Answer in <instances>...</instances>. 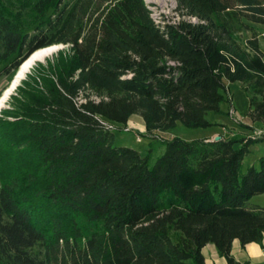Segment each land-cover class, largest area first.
I'll return each instance as SVG.
<instances>
[{
	"label": "trees",
	"instance_id": "1",
	"mask_svg": "<svg viewBox=\"0 0 264 264\" xmlns=\"http://www.w3.org/2000/svg\"><path fill=\"white\" fill-rule=\"evenodd\" d=\"M175 1L157 23L145 0H0V74L68 45L1 109L0 264H205L207 242L247 264L233 240L262 242L264 155L243 161L264 137L115 143L134 113L149 133L220 124L233 81L264 126V0Z\"/></svg>",
	"mask_w": 264,
	"mask_h": 264
},
{
	"label": "rangeland",
	"instance_id": "2",
	"mask_svg": "<svg viewBox=\"0 0 264 264\" xmlns=\"http://www.w3.org/2000/svg\"><path fill=\"white\" fill-rule=\"evenodd\" d=\"M145 1L147 2L148 6L151 9V13L156 19H160V20L167 19V20L172 21V20H177L179 18V13L176 9V1L173 4L172 3L162 4L156 0H145ZM256 29L259 34L261 45L264 48V24H256ZM52 44L59 45L57 50L54 51L51 55H49L45 60L38 61L29 72L33 71L34 68L39 63H43L46 65L49 60H53V58L57 55L60 49L68 48V45L64 43H52ZM13 73L14 72H12L9 75L0 74V94L2 93L4 88H6V86L9 84L13 76ZM26 77L27 75L24 78ZM15 92H16V89L12 93H15ZM227 94L229 97L230 92L228 89H227ZM10 97H11V94L9 98L6 100L5 105L2 106V108L9 106ZM245 104H246V98L243 102L239 101V99L236 102L237 108L239 112L241 113V115L248 114V112H246L247 107ZM0 114H1V110H0ZM236 123L238 124L239 129H242V130H239L237 132L230 130V129L228 130L229 126L226 125L227 130L225 131L227 132H225V135L227 136L228 135L247 136L248 134L252 133L251 128L244 126L245 122L242 119H239V120L237 119ZM127 125L129 126L128 129L115 130V139H114L115 143L130 145V146L136 147L137 149L141 151H145L148 148L150 141H152V144L154 146V151H153L155 154L154 156L160 154L163 151L164 149L163 141L166 138H171L173 136H180L186 139L200 138V137H203L208 132V129H209L208 127H189V126L184 125L181 121H179L175 126L167 130H156L153 133H149L146 131L145 122H144L143 117L138 113H134L129 117L127 121ZM263 146H264V143L260 145V148H262ZM256 152H257V149L253 150V152L245 156L244 161H243L244 170L246 169L247 165H249V161L256 154ZM254 199L255 200L258 199L264 202V193L256 194V196H254Z\"/></svg>",
	"mask_w": 264,
	"mask_h": 264
},
{
	"label": "crops",
	"instance_id": "3",
	"mask_svg": "<svg viewBox=\"0 0 264 264\" xmlns=\"http://www.w3.org/2000/svg\"><path fill=\"white\" fill-rule=\"evenodd\" d=\"M228 90L230 92V99L227 101L225 104H223V107L225 110L229 108L230 103L234 105L236 108V111L239 115L241 113L239 112L236 102L238 101H244L246 98V107L248 112V107H249V97L243 87V83L241 81H233V82H228ZM229 112L225 113H216V114H211V118L214 121H218L220 124H213L211 126H208V132L203 136V137H210L213 138L218 134H223L225 135V130H227L226 125H228V130H233V131H239L242 129H239L238 124L236 123L235 117L231 116L228 114ZM242 120L246 124H252L253 121L249 114H244L241 115ZM264 143V140L253 142L250 144V151L248 154L253 152V150L257 149L256 154L251 158L249 161V164L257 163L258 158L261 155H264V146L260 148V145ZM247 154V155H248ZM264 193V192H262ZM260 194V193H258ZM253 195L251 197V202L253 203H260L264 205V202L261 200H255ZM202 251L205 255V264H229L227 258L224 255H221L213 242H207L203 248ZM231 253L232 255L239 260L240 262H246L247 264H264V237L262 239V242H257V241H249L245 245H242L240 240L238 238H235L232 242V247H231Z\"/></svg>",
	"mask_w": 264,
	"mask_h": 264
},
{
	"label": "bare ground",
	"instance_id": "4",
	"mask_svg": "<svg viewBox=\"0 0 264 264\" xmlns=\"http://www.w3.org/2000/svg\"><path fill=\"white\" fill-rule=\"evenodd\" d=\"M162 4L174 3L175 0H156ZM59 47L58 44H50L44 47H40L26 55L18 67L13 73V76L9 82V84L4 88L2 93L0 94V110L2 106L5 105L6 100L9 98L10 94L17 88V85L22 81V79L27 75V73L33 68V66L38 61L45 60L49 55H51L54 51Z\"/></svg>",
	"mask_w": 264,
	"mask_h": 264
},
{
	"label": "built area",
	"instance_id": "5",
	"mask_svg": "<svg viewBox=\"0 0 264 264\" xmlns=\"http://www.w3.org/2000/svg\"><path fill=\"white\" fill-rule=\"evenodd\" d=\"M152 14V13H151ZM153 16V14H152ZM154 20L159 23L161 20L160 19H156L154 16H153ZM193 19H195V17H193ZM229 99H230V95H229ZM228 112L231 116L235 117V119H242V116L239 115L236 111V108L234 107V105L232 103H230V106L228 108ZM111 127H114V124H109ZM126 129L129 128V126L127 125L125 127ZM252 130V133L248 134L247 136H250V137H264V126H253L251 128Z\"/></svg>",
	"mask_w": 264,
	"mask_h": 264
},
{
	"label": "water",
	"instance_id": "6",
	"mask_svg": "<svg viewBox=\"0 0 264 264\" xmlns=\"http://www.w3.org/2000/svg\"><path fill=\"white\" fill-rule=\"evenodd\" d=\"M220 136H221V135H220V134H218V135H216V136H215V138H219Z\"/></svg>",
	"mask_w": 264,
	"mask_h": 264
}]
</instances>
